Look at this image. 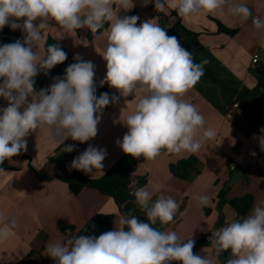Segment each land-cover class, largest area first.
I'll list each match as a JSON object with an SVG mask.
<instances>
[{
	"label": "clouds",
	"instance_id": "1",
	"mask_svg": "<svg viewBox=\"0 0 264 264\" xmlns=\"http://www.w3.org/2000/svg\"><path fill=\"white\" fill-rule=\"evenodd\" d=\"M113 3L126 11L133 6L132 0H0V30L8 26L23 33V41L0 45V98L8 101L7 107L0 108V165L26 151L25 138L41 127L48 129L57 145L69 138L80 143L95 138L103 109L119 100L107 92L97 97L95 65L79 55L63 78H54L48 88H35L39 73L47 75L67 59L58 45L48 46L43 53L37 49L50 22L70 32L86 28L93 34L108 23L104 28L107 47L102 55L106 74L100 86L107 84L125 97L138 90L147 93L123 122L127 132L117 144L124 154L146 160L155 159L163 150L195 154L204 141L215 136L212 129L205 128L197 108L183 99L202 77L208 61L195 63L178 38L169 36L152 20L138 25V16L114 15ZM152 4L160 11L171 6L181 17L227 9L234 17H251L253 26L264 30V18L253 17L246 3L154 0ZM260 147L264 150V137ZM62 150L75 149L68 145ZM106 155V149L89 145L71 161L70 170L92 176L104 168ZM131 195L145 212L147 222L131 213L121 214L114 221V230L99 236L69 234L49 243L44 254L56 264H220V255L231 250L225 264H264V203L255 205L242 220L212 231L213 252L201 257L193 252L194 240L181 241L175 231L153 227L157 221L161 225L174 222L180 207L175 199L161 195L150 204L152 193L146 188ZM208 199L203 195L200 203L206 205ZM15 227V217L0 226V241L6 240Z\"/></svg>",
	"mask_w": 264,
	"mask_h": 264
},
{
	"label": "crops",
	"instance_id": "2",
	"mask_svg": "<svg viewBox=\"0 0 264 264\" xmlns=\"http://www.w3.org/2000/svg\"><path fill=\"white\" fill-rule=\"evenodd\" d=\"M146 2L132 0L133 6L128 4L132 7L127 11L113 3L114 15L123 18L125 13H134L140 18L138 25L152 20L169 36H176L182 47L192 53L195 63L208 61L204 67L209 74L203 71L202 77L183 99L197 108L205 119V128L212 129L215 136L204 141L195 154L167 151L153 160L140 157L133 175L132 191L146 188L152 193L150 204L161 195L171 196L179 203L174 222L161 225L157 221L159 230L175 231L185 242L189 238L194 242L209 241L212 231L247 216L239 217L230 205L220 207L218 197L222 191L227 189L228 200L252 195L254 206L264 203V150L260 147L264 118L258 100V67L252 64L255 55H259L264 63V30H257L251 17L243 20L232 16L227 9L223 13L181 17L171 6L166 5L163 11L153 10L149 0ZM230 3H246L253 17L264 18V0H230ZM221 28L237 33L229 35ZM88 33L86 28L70 32L55 22L49 23L37 49L45 52L51 39L67 53V59L47 75L39 73L35 77V88H48L54 78H63L66 68L75 63L74 57L79 55L82 60L95 65L97 97L107 92L119 100L108 110H103L95 138L85 143L69 138L64 144L57 145L48 129L41 127L25 138L26 151L0 165L4 170L0 173V226L9 223L13 217L17 219L12 234L0 241V264H56L44 254L49 243L77 234L97 214L113 215L114 221L121 214L136 215L132 202L120 207L112 198L90 188L76 196L63 181L75 170H70L71 161L89 145L106 149L107 155L104 168L96 170L92 176L80 171L85 177L99 179L114 166L124 154L117 144L127 132L123 122L135 110L139 99L147 94L138 90L125 97L107 84L100 86L99 82L106 74V61L102 55L107 47V37L103 31L90 40ZM20 37L23 38V33L19 29L13 31L5 26L0 30V45L14 43ZM234 102L250 109L238 124L225 118ZM7 106L8 101L0 98V108ZM258 109L261 110L260 118L254 116ZM68 145H73L75 150L64 152L62 149ZM192 157L198 160L192 177L189 180L176 178L171 173V166ZM45 177L52 179L45 180ZM203 195L209 198L206 205L200 203ZM142 218L147 222L145 212ZM68 227H73L74 231L64 232ZM115 227L114 223L112 230ZM212 252L208 245L201 246L195 254L204 257ZM34 256L38 258L36 263L31 261ZM230 256L231 250L224 251L219 258L220 264H225Z\"/></svg>",
	"mask_w": 264,
	"mask_h": 264
},
{
	"label": "trees",
	"instance_id": "3",
	"mask_svg": "<svg viewBox=\"0 0 264 264\" xmlns=\"http://www.w3.org/2000/svg\"><path fill=\"white\" fill-rule=\"evenodd\" d=\"M151 8L155 10L152 4L154 0H149ZM134 13H125L124 16H133ZM108 27V23H105L104 28ZM104 28L98 30L96 34H93L90 30L88 33V38L90 40L94 39L100 33L104 31ZM224 32L229 35H235L237 31L228 30L226 28H221ZM57 45L53 40H49L48 46ZM47 46V47H48ZM203 71H206L204 67ZM209 74V73H208ZM257 82L259 87L258 100L260 101L262 114L264 118V66L259 67L256 70ZM111 96V95H110ZM113 103H110L103 110H108L111 108ZM163 150L161 154L166 153ZM139 158H132L130 155L123 154L122 157L114 164V166L108 170L101 178L92 180L85 177L80 171L73 170L68 177L63 179L68 185L71 192L78 196L85 188H90L98 191L104 196L112 198L118 206H123L125 203L132 202L135 214L143 221L142 214L144 211L135 203V197L131 195L133 188V175L138 164ZM60 161V160H59ZM198 164V160L195 157L179 162L176 165L171 166V173L180 180H189L192 177L193 171ZM45 180H51L50 177H45ZM227 189L222 191L218 197V205L220 207L224 205H230L239 217H244L248 215L254 206V197L252 195H246L244 197H236L231 200L227 198ZM209 212V211H208ZM114 216L97 214L92 217L86 225L77 233V235H95L99 236L103 232L111 231L114 226ZM153 227L159 229L157 224ZM74 231L73 227H68L64 229V232ZM210 245V241L200 240L194 242L193 252L194 254L198 251L201 246ZM178 264V262H174Z\"/></svg>",
	"mask_w": 264,
	"mask_h": 264
},
{
	"label": "built area",
	"instance_id": "4",
	"mask_svg": "<svg viewBox=\"0 0 264 264\" xmlns=\"http://www.w3.org/2000/svg\"><path fill=\"white\" fill-rule=\"evenodd\" d=\"M17 40L23 41V38L20 37ZM252 64L255 68H259L261 66H264V63L261 62V58L259 55H255ZM250 112V109L248 107L242 106L239 102H234L230 108L226 111L225 118L228 122L233 123V124H238L242 122L247 114ZM235 169V166L232 167V170ZM131 193H134L131 191ZM210 241V240H209ZM38 258L36 256L31 258L32 262H37Z\"/></svg>",
	"mask_w": 264,
	"mask_h": 264
},
{
	"label": "water",
	"instance_id": "5",
	"mask_svg": "<svg viewBox=\"0 0 264 264\" xmlns=\"http://www.w3.org/2000/svg\"><path fill=\"white\" fill-rule=\"evenodd\" d=\"M254 116L257 117V118H260V117H261V110L258 109V110L254 113Z\"/></svg>",
	"mask_w": 264,
	"mask_h": 264
}]
</instances>
